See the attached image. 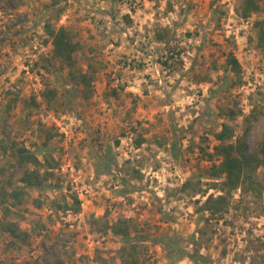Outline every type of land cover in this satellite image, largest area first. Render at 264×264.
<instances>
[{
	"label": "rangeland",
	"instance_id": "rangeland-1",
	"mask_svg": "<svg viewBox=\"0 0 264 264\" xmlns=\"http://www.w3.org/2000/svg\"><path fill=\"white\" fill-rule=\"evenodd\" d=\"M243 4L0 0V144L9 147L0 152L1 178L15 170L12 146L18 145L42 162L59 161L61 177L59 188L30 189L28 201L15 207L11 220L31 234V244L8 250L11 238L0 229V264H54L58 258L121 264L123 238L98 230L119 219L132 222L133 236L148 238L145 264H200L187 257L171 262L156 241L169 235H178L190 253L197 241L211 264H264V190L262 196L235 192L223 216L210 219L202 210L208 195L218 194L209 188V170L219 160L202 150L213 152L215 132L227 122L242 135L257 110L248 150L264 138V53L255 25L264 21V11L244 19ZM48 26L66 28L83 44L76 69L99 66L88 100L54 56ZM231 54L239 73L227 63ZM47 88L58 92L51 107L41 96ZM32 96L39 97V107L31 105ZM222 108L242 113L230 121L220 115ZM50 132L54 137L47 141ZM258 176L264 186V169ZM199 179L207 193L181 190L187 180ZM63 194L71 202L78 194L82 211L52 210L50 201Z\"/></svg>",
	"mask_w": 264,
	"mask_h": 264
},
{
	"label": "trees",
	"instance_id": "trees-1",
	"mask_svg": "<svg viewBox=\"0 0 264 264\" xmlns=\"http://www.w3.org/2000/svg\"><path fill=\"white\" fill-rule=\"evenodd\" d=\"M263 11V0H244L242 9L244 19H249L254 14ZM255 25L259 29L257 46L264 53V21H258ZM47 28L49 40L53 45L54 56L70 69L72 82L77 86H82L83 98L88 100L93 95V84L97 78L96 74L99 66L89 65L85 72L76 69L75 54L83 49V44L74 41L69 30L64 27L58 30L51 28V26ZM160 38L164 39L161 34ZM227 63L233 71L237 73L241 71V64L233 54L229 56ZM41 96L50 107L58 101L57 89L47 88ZM29 101H32V106L39 107L41 105V101L37 96H32ZM220 112L221 116L230 121L236 120L242 113L235 108H222ZM257 118V110H253L251 115L246 118L247 129L240 136H237L235 127L231 123L224 122L221 130L214 134L217 144L214 145L213 152H208V150L202 148L210 160H219V162H214L209 170V188L216 190L218 194H209L202 208L210 215V219L223 216L229 211L232 198L237 191H241L243 195L262 196L263 194L264 186L259 180L258 173L261 169H264V138L261 145L254 151L251 152L247 148L248 132L253 121ZM53 137L52 132L47 133L46 140L50 141ZM143 141L140 139L138 145H142ZM5 143L2 140L0 144L2 155L7 154L9 149ZM12 147L16 158V163L13 164L15 170L7 173L5 179H2L0 174V206L3 212L0 219V229L11 238L7 244V249L21 251L23 246L31 244V234L23 230L18 222L11 220L13 216L18 215L14 210L15 207L28 201L30 189L44 191L59 188L58 183L61 181V177L55 171L59 166V161H56L53 157L47 158L44 163L35 152L27 147L21 145ZM181 190L186 193H207L209 191L203 190L200 179L197 181L187 180ZM72 199L71 202L67 195L63 194L60 198L52 199L50 207L56 212L78 214L82 211V201L78 194H73ZM41 204L42 202L37 201L38 206ZM95 223L97 224L96 220L92 222L93 225H96ZM100 227L98 230L102 233L111 232L123 238L124 245L118 251L121 264H145L146 258L142 255V245L148 238L133 236V225L130 220L119 219L113 224L106 222L102 228ZM38 232L40 233V230ZM156 241L165 246L168 259L171 262L187 257L200 264H211V262H208L207 257L200 253L197 241L192 242V244L197 245L192 253L181 247L182 240L178 235H169L156 239ZM53 262L54 264H76L73 260L60 258L54 259Z\"/></svg>",
	"mask_w": 264,
	"mask_h": 264
}]
</instances>
